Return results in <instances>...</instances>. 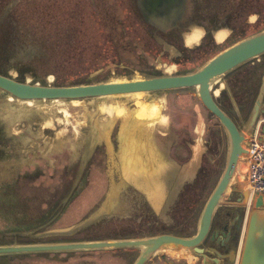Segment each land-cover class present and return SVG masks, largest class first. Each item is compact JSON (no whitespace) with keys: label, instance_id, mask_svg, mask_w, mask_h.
<instances>
[{"label":"rangeland","instance_id":"rangeland-1","mask_svg":"<svg viewBox=\"0 0 264 264\" xmlns=\"http://www.w3.org/2000/svg\"><path fill=\"white\" fill-rule=\"evenodd\" d=\"M152 1L0 0V73L43 84L185 73L264 28V0H177L162 13L151 9L168 0ZM197 26L203 35L186 44ZM263 72L264 53L215 85V100L239 127ZM191 92H143L156 113L137 118L142 103L136 106L133 93L21 100L0 90V244L192 235L224 167L227 140ZM195 101L206 114L201 140L192 132ZM155 147L167 161L185 164L195 156L198 163L192 179H178L180 190L174 200L169 191L159 213L126 169L142 167L139 155L153 167ZM175 181L169 176L171 187ZM203 244H210L207 238ZM137 254L134 248L12 254L0 255V264H131Z\"/></svg>","mask_w":264,"mask_h":264},{"label":"water","instance_id":"water-1","mask_svg":"<svg viewBox=\"0 0 264 264\" xmlns=\"http://www.w3.org/2000/svg\"><path fill=\"white\" fill-rule=\"evenodd\" d=\"M263 53L264 28H261L237 39L207 58L194 70L185 73L127 77L77 84H43L19 80L11 75L0 73V90L21 100L82 99L137 91L151 92L190 87L195 90L203 107L218 120L227 140L224 167L202 206L196 230L192 235L181 236L162 232L140 237L12 242L0 244V255L134 248L138 250V254L131 264H145L158 250L183 248L193 256L200 257L201 264H210V252L218 254L211 262L220 264L222 257L218 247L224 249L228 246L229 235L226 236L228 237L226 240H220L215 234L216 231L211 229V223L217 207L227 206L235 207L237 217L234 231L237 235L244 226L237 264H264V194L256 192L250 196L248 188L241 189L239 185H233L232 182L236 166L246 154L247 135L257 119L264 117V72L247 120L242 127H239L232 116L221 108L214 98L215 85L226 74ZM260 133L264 140V122H262ZM247 205H249L248 209H246ZM226 215L229 214L226 212ZM222 228L227 230V225L223 222ZM206 238L212 244L204 245Z\"/></svg>","mask_w":264,"mask_h":264},{"label":"crops","instance_id":"crops-1","mask_svg":"<svg viewBox=\"0 0 264 264\" xmlns=\"http://www.w3.org/2000/svg\"><path fill=\"white\" fill-rule=\"evenodd\" d=\"M167 2L168 1H164L165 4H167ZM163 9H158L157 13L158 12L162 13ZM194 29L200 31V36L198 40L196 41L198 42L201 36L203 35V30L202 28L198 26L192 27V29L188 32V34L193 33ZM217 31H215V39L220 42L224 39V37L223 39H218L216 35ZM184 41L186 44H190L187 41V35ZM190 97L193 98V100L194 98L197 99V95L195 94V92H191ZM188 98H189V95H188ZM194 109L196 112V117H195V123L192 128V132L196 138L201 139V135L208 133L207 127H205V115L206 114L204 113L202 114V112L199 110L200 108L198 107V101L194 102ZM206 113H208L207 110H206ZM136 117L143 118L137 115ZM260 118L264 122V117H260ZM197 132L199 133L197 134ZM136 138H137V135H135L133 140H136ZM141 138L144 144L147 140V137L141 136ZM199 139H197V142L199 141ZM137 149L140 150L146 157H148L144 153V149H142L141 147ZM155 150L157 151V147H155ZM156 154L159 157V159L157 162L153 163L154 165L153 167L146 168L145 163L143 162V159L139 155V158L141 159L142 167L137 169L135 167L130 166L126 169H127V178L130 177L129 176L130 174L133 175V178L131 179L135 181L138 187L140 186L142 188V190L140 191L142 192L143 197L147 198L148 196L150 202L147 198V200L145 199L147 203L150 206H158L157 210L159 213L164 208V207L163 208L161 207L167 202V199L169 197V191L171 190V195L173 196V200H174L175 196L177 195V192L180 190L179 186L178 187L176 186L180 182V180L178 179H181L182 177L192 179V176L194 175V172L197 168V165H196L197 159L195 156L193 157L191 156V158L185 164H177L176 161L175 162L167 161L166 158L161 157L158 151ZM170 162H171V165L167 166V163H170ZM171 166L173 168H170L169 170V167ZM136 173H138L139 175ZM234 174L235 175H233V179H232L233 185H239L241 189L248 188L247 179H246L247 178V166H246V162L244 159L239 161V163L236 166ZM169 176H171V179H174V178L176 179V181L174 182L176 184L175 186L173 185V187H171L170 185ZM126 184H128V182H126ZM138 187L136 188L138 189ZM248 208H249V205H247L246 209ZM226 212L229 214L228 216L226 215ZM236 217H237V213H236L235 207L228 208L227 206H218L213 215L211 229H214L216 231L215 234H217V238H219L220 240H226L229 237L228 238L229 244L227 247H225L224 249H221L218 247V250L221 253L220 256L222 257L220 258V264H225L226 262L230 264H237V258L240 253L241 243H242L243 234H244V226H242L239 235H237L234 231V224H235ZM222 222L223 224L227 225V230H224L222 228ZM227 235L229 236L226 237ZM209 243L212 244L211 242ZM166 250L167 249H165L164 252H160V254L159 253L155 254L158 257L155 258V255H154V257L148 259L145 264H201L202 262L200 257L193 256L190 252L189 253L185 252L186 254L183 253L178 256V254L175 253L177 251L168 253L166 252ZM217 255L214 254L213 252H210V257H209L210 264H213L211 261L214 260V258L217 257Z\"/></svg>","mask_w":264,"mask_h":264},{"label":"built area","instance_id":"built-area-1","mask_svg":"<svg viewBox=\"0 0 264 264\" xmlns=\"http://www.w3.org/2000/svg\"><path fill=\"white\" fill-rule=\"evenodd\" d=\"M262 122L261 118L257 119L245 144L246 154L243 158L247 166L246 179L250 196L256 192L264 194V140L260 133Z\"/></svg>","mask_w":264,"mask_h":264},{"label":"bare ground","instance_id":"bare-ground-1","mask_svg":"<svg viewBox=\"0 0 264 264\" xmlns=\"http://www.w3.org/2000/svg\"><path fill=\"white\" fill-rule=\"evenodd\" d=\"M177 21V20H176ZM223 31L222 30H218L217 32H216V35H217V38L218 39H220L219 38V35H220V33H222ZM199 36H200V31L199 30H195L194 29V31H193V33H190V34H187V41H188V43H190V44H192V43H194V42H196L197 40H198V38H199ZM221 81V80H220ZM143 93V91H137V92H134L133 94H135V104L136 103H142L141 105H142V108H140L139 110H137L138 108H139V106H137V104H136V106H137V108H136V115L137 116H139V117H151V116H153V115H155V113H156V105L155 104H150V103H148L147 101H143V99H142V96H141V94ZM161 104V103H160ZM127 110V109H126ZM116 111L117 112H120L121 111V108L120 107H118L117 109H116ZM106 112V111H105ZM66 115H68V114H66ZM51 127V126H50ZM114 127V126H113ZM201 140V139H200ZM62 151H64V150H62ZM54 160V159H53ZM86 163V162H85ZM198 164V163H197ZM196 164V165H197ZM40 166V165H39ZM72 168V167H71ZM135 173V172H134ZM237 173V172H236ZM136 174H138V173H136ZM139 175V174H138ZM137 175V176H138ZM235 175V174H234ZM130 176V178H133V175L132 174H130L129 175ZM135 177V176H134ZM158 178V177H157ZM150 180V179H149ZM163 182V181H162ZM161 188V187H160ZM151 191V190H150ZM157 194H159V193H157ZM165 250V249H164ZM184 250H186V249H183V248H179V249H167V251H169L170 253H172V252H174V251H177V252H175L176 254H181L182 253V251H184ZM160 251V250H159Z\"/></svg>","mask_w":264,"mask_h":264},{"label":"flooded vegetation","instance_id":"flooded-vegetation-1","mask_svg":"<svg viewBox=\"0 0 264 264\" xmlns=\"http://www.w3.org/2000/svg\"><path fill=\"white\" fill-rule=\"evenodd\" d=\"M152 2H153V1L150 0V5H151V6H153V3H152ZM157 2L160 3V0H157ZM176 2H177V0H168L167 4L164 3L163 7H161V5L159 4V8L156 7V6H158L157 3H156V6H155V7H152L151 10H154L155 12H157L158 10H156V9H163V8H165V6H169V5H171V6H170V8H171L172 6L174 7V5H175ZM181 4H182V3H181ZM181 6H182V5H181ZM167 12H168V11H167ZM60 241H64V240H60ZM86 251H87V250H86ZM61 264H63V263L61 262ZM70 264H74V263H70Z\"/></svg>","mask_w":264,"mask_h":264},{"label":"trees","instance_id":"trees-1","mask_svg":"<svg viewBox=\"0 0 264 264\" xmlns=\"http://www.w3.org/2000/svg\"><path fill=\"white\" fill-rule=\"evenodd\" d=\"M183 4V3H182ZM4 74H6V73H4ZM219 106L221 107V108H223L220 104H219ZM224 109V108H223ZM210 113V112H209ZM211 114V113H210ZM212 115V114H211Z\"/></svg>","mask_w":264,"mask_h":264}]
</instances>
